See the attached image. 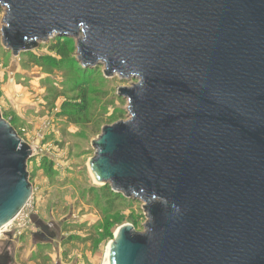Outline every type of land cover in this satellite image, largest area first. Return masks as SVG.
<instances>
[{"label": "water", "instance_id": "1", "mask_svg": "<svg viewBox=\"0 0 264 264\" xmlns=\"http://www.w3.org/2000/svg\"><path fill=\"white\" fill-rule=\"evenodd\" d=\"M13 56L53 36L132 80L92 142L93 179L142 203L108 264H264V0H0ZM30 146L0 114V229L28 202Z\"/></svg>", "mask_w": 264, "mask_h": 264}, {"label": "rangeland", "instance_id": "2", "mask_svg": "<svg viewBox=\"0 0 264 264\" xmlns=\"http://www.w3.org/2000/svg\"><path fill=\"white\" fill-rule=\"evenodd\" d=\"M4 15L0 6V29ZM55 37L13 56L3 48L0 34V114L32 149L27 161L32 193L25 212L55 234L52 240H34L38 226L32 218L20 229L14 222L25 233L18 264H104L106 247L119 226L136 218L134 229L144 230L142 203L97 183L88 168L101 128L129 118L127 101L115 96L117 89L136 80L105 77L102 65L81 74L78 64L73 68L50 49ZM44 56L55 58L56 64L39 66L36 60ZM83 93L89 102L85 117L60 114L64 102H81ZM99 116L105 121L94 132ZM107 223L112 238L106 236ZM41 241L49 243L37 244Z\"/></svg>", "mask_w": 264, "mask_h": 264}, {"label": "trees", "instance_id": "3", "mask_svg": "<svg viewBox=\"0 0 264 264\" xmlns=\"http://www.w3.org/2000/svg\"><path fill=\"white\" fill-rule=\"evenodd\" d=\"M50 49L52 51H55L56 55H58L62 61L68 63L71 65L73 68H75V63L78 64L79 70L81 74L84 72L89 71L90 73L95 71L94 68H87L84 69L80 66V64L75 60L73 54H74V45H73V40L68 37H55L53 39V43L50 44ZM56 59L49 57V56H44L40 57L39 59L36 60V63L39 64V66L43 67H52L54 66L53 64H56ZM76 85V84H74ZM121 98V97H120ZM88 107H89V102L87 100L86 94L83 93L81 96V102H76V101H66L62 104L61 108V115H66L72 119L78 118V117H85L88 112ZM105 121L103 116H99L92 124L93 126V131L94 132H99L100 127L102 126L103 122ZM11 124V122H9ZM103 186H109V185H103ZM115 194V193H114ZM119 194V193H116ZM114 197V195H113ZM116 198V195H115ZM133 202H138L137 200H133ZM131 220V225L135 227L136 225V218L135 219H130ZM111 223H107L104 226L106 236L109 238H112V235L110 233V228H111Z\"/></svg>", "mask_w": 264, "mask_h": 264}, {"label": "flooded vegetation", "instance_id": "4", "mask_svg": "<svg viewBox=\"0 0 264 264\" xmlns=\"http://www.w3.org/2000/svg\"><path fill=\"white\" fill-rule=\"evenodd\" d=\"M32 220L38 226L37 232L32 235L34 240H48L49 237H55L54 231L48 225L37 220L35 215L32 216ZM24 236L23 232L17 237L8 233L0 238V264H17L23 250L24 245L21 241L24 240Z\"/></svg>", "mask_w": 264, "mask_h": 264}, {"label": "built area", "instance_id": "5", "mask_svg": "<svg viewBox=\"0 0 264 264\" xmlns=\"http://www.w3.org/2000/svg\"><path fill=\"white\" fill-rule=\"evenodd\" d=\"M30 149H31V147H30ZM31 155H32V149H31L30 156ZM28 202H29V200H28ZM28 202L25 204V206L17 213V215L11 221H9L7 224H5L0 229V234L5 235V234H8V233H12L14 236H17L15 234V232H18V235H20L22 233L21 230H19V229L21 227L25 226L26 223H28L30 221V219L32 218L30 216V213L25 212V207L28 204ZM16 221L18 222V223H16V225H19L18 231L16 230V228L14 226V222H16Z\"/></svg>", "mask_w": 264, "mask_h": 264}, {"label": "crops", "instance_id": "6", "mask_svg": "<svg viewBox=\"0 0 264 264\" xmlns=\"http://www.w3.org/2000/svg\"><path fill=\"white\" fill-rule=\"evenodd\" d=\"M53 238H54V237H49L48 239H49V240H52ZM47 243H48V242L41 241V242H39V243H37V244H47ZM41 246H42V245H41ZM34 247H36V245H34L33 248H34ZM38 248H39V247H38ZM41 248H42V247H41ZM23 249H24V248H23ZM42 249H43V248H42ZM18 260H19V259H18ZM17 264H18V261H17Z\"/></svg>", "mask_w": 264, "mask_h": 264}, {"label": "bare ground", "instance_id": "7", "mask_svg": "<svg viewBox=\"0 0 264 264\" xmlns=\"http://www.w3.org/2000/svg\"><path fill=\"white\" fill-rule=\"evenodd\" d=\"M104 264H108V245L106 247V255H105V263Z\"/></svg>", "mask_w": 264, "mask_h": 264}]
</instances>
